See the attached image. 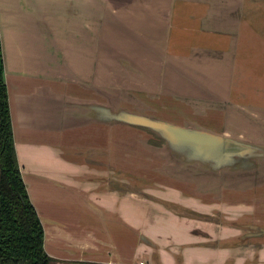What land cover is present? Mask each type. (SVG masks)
<instances>
[{"label": "crops", "instance_id": "obj_1", "mask_svg": "<svg viewBox=\"0 0 264 264\" xmlns=\"http://www.w3.org/2000/svg\"><path fill=\"white\" fill-rule=\"evenodd\" d=\"M0 32L52 264H264V158L212 167L119 117L264 149V0H0Z\"/></svg>", "mask_w": 264, "mask_h": 264}, {"label": "trees", "instance_id": "obj_2", "mask_svg": "<svg viewBox=\"0 0 264 264\" xmlns=\"http://www.w3.org/2000/svg\"><path fill=\"white\" fill-rule=\"evenodd\" d=\"M16 150L0 32V264H52Z\"/></svg>", "mask_w": 264, "mask_h": 264}, {"label": "water", "instance_id": "obj_3", "mask_svg": "<svg viewBox=\"0 0 264 264\" xmlns=\"http://www.w3.org/2000/svg\"><path fill=\"white\" fill-rule=\"evenodd\" d=\"M119 117L124 125H131L153 133L158 137L159 144L168 145L170 150L181 156L190 159L198 158L204 163L211 164L212 167L215 166L214 162L219 167L230 164L225 163V161L240 162L248 167L243 168V170L246 169L254 174L258 171V168H253L258 164L257 159L264 158V149L255 144L172 123L158 116L141 115L130 110H121ZM213 169L216 171L228 169L233 172L242 170L235 167Z\"/></svg>", "mask_w": 264, "mask_h": 264}, {"label": "rangeland", "instance_id": "obj_4", "mask_svg": "<svg viewBox=\"0 0 264 264\" xmlns=\"http://www.w3.org/2000/svg\"><path fill=\"white\" fill-rule=\"evenodd\" d=\"M3 56H4V52H3ZM158 109H161V108H158ZM127 129H122V131H126ZM132 132V130L130 131ZM133 133H140V130H137V131H133ZM137 152L140 153V155L142 156L141 154V148L139 146H137ZM258 213V212H257ZM255 213V206L253 205L250 209H249V212H247L246 210H241L238 212V214L236 215L238 217L237 220L239 219H257L259 218V215ZM241 217V218H240ZM242 217H245V218H242ZM142 262V261H141ZM141 262L139 264H141ZM145 263V262H144ZM146 264V263H145Z\"/></svg>", "mask_w": 264, "mask_h": 264}, {"label": "built area", "instance_id": "obj_5", "mask_svg": "<svg viewBox=\"0 0 264 264\" xmlns=\"http://www.w3.org/2000/svg\"><path fill=\"white\" fill-rule=\"evenodd\" d=\"M141 264H145L144 262H141Z\"/></svg>", "mask_w": 264, "mask_h": 264}]
</instances>
